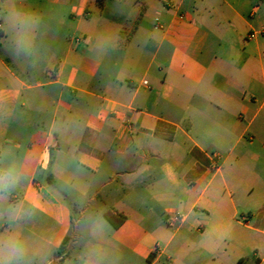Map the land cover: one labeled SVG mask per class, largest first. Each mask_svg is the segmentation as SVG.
<instances>
[{
    "label": "crops",
    "instance_id": "obj_1",
    "mask_svg": "<svg viewBox=\"0 0 264 264\" xmlns=\"http://www.w3.org/2000/svg\"><path fill=\"white\" fill-rule=\"evenodd\" d=\"M0 44L5 264H264V0H0Z\"/></svg>",
    "mask_w": 264,
    "mask_h": 264
},
{
    "label": "rangeland",
    "instance_id": "obj_2",
    "mask_svg": "<svg viewBox=\"0 0 264 264\" xmlns=\"http://www.w3.org/2000/svg\"><path fill=\"white\" fill-rule=\"evenodd\" d=\"M98 206H99L98 204L94 203V204H92V205L88 208V210L86 211V219L83 220V221L79 224L78 227H75V225L73 224V227H72L71 233H70V235L68 236L69 240H68V242H67V244H66L67 248L70 247V245H71V239L75 237V235H76V234H75L76 231H78V233L81 234V237H80V238H82V239L80 240V242L76 245V249H77V250L81 247L82 243H84V241H85L87 238H92V237H91V234H90V230L92 229V226H91V224H90L91 222H90V221L88 222V218L94 213V210L97 209ZM158 218H159L158 220H159L160 222L157 223V221H155V225H156V224H157V225H163V222H162L161 218H160V217H158ZM101 220H102V221H101L102 224H101L100 226H96L95 228H98V229L102 230V231L105 232L106 234H110L112 229H111V226L109 225L108 221H107L106 219H104V218H102ZM157 225H156L154 228H149L150 233H156V232H155V231H156L155 228L158 229V226H157ZM174 231H175V227H168V226L164 225V232L166 233V235H165L164 237H161V238H170V237L172 236V234H173ZM178 236H179V235H178ZM178 236H177L176 238H180V237H178ZM163 261H164V260H163ZM144 264H148V262L144 261Z\"/></svg>",
    "mask_w": 264,
    "mask_h": 264
},
{
    "label": "clouds",
    "instance_id": "obj_3",
    "mask_svg": "<svg viewBox=\"0 0 264 264\" xmlns=\"http://www.w3.org/2000/svg\"><path fill=\"white\" fill-rule=\"evenodd\" d=\"M18 179L19 174L14 168L0 169V190L14 186ZM21 254L22 248L17 241L0 237V257H16ZM0 264H5L3 259H0Z\"/></svg>",
    "mask_w": 264,
    "mask_h": 264
},
{
    "label": "trees",
    "instance_id": "obj_4",
    "mask_svg": "<svg viewBox=\"0 0 264 264\" xmlns=\"http://www.w3.org/2000/svg\"><path fill=\"white\" fill-rule=\"evenodd\" d=\"M0 53H1V44H0ZM104 217L115 228H118L123 223V219H124V217H121V216L118 217L110 211H106L104 213ZM68 240L69 238L66 237L61 243V245L59 246V248L57 249V257H60L59 259L60 262H62L64 257L68 256L70 253V248H67L66 246Z\"/></svg>",
    "mask_w": 264,
    "mask_h": 264
},
{
    "label": "built area",
    "instance_id": "obj_5",
    "mask_svg": "<svg viewBox=\"0 0 264 264\" xmlns=\"http://www.w3.org/2000/svg\"><path fill=\"white\" fill-rule=\"evenodd\" d=\"M251 36H253V34H251ZM76 40L78 41V40H80V39H79V38H77ZM144 84H146V82H144ZM175 219H177V217H176V216H175V217H174V219H172V220H175Z\"/></svg>",
    "mask_w": 264,
    "mask_h": 264
}]
</instances>
